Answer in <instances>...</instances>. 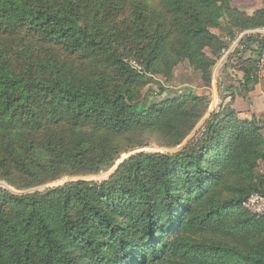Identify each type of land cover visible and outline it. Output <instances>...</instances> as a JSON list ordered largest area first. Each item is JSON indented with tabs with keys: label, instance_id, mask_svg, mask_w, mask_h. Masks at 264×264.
Here are the masks:
<instances>
[{
	"label": "trees",
	"instance_id": "trees-1",
	"mask_svg": "<svg viewBox=\"0 0 264 264\" xmlns=\"http://www.w3.org/2000/svg\"><path fill=\"white\" fill-rule=\"evenodd\" d=\"M232 1L0 0V264H264V216L243 205L264 195V123L232 92L208 112V91L142 90L183 61L210 89L230 47L215 30L264 27ZM263 42L229 53L244 97Z\"/></svg>",
	"mask_w": 264,
	"mask_h": 264
},
{
	"label": "rangeland",
	"instance_id": "rangeland-1",
	"mask_svg": "<svg viewBox=\"0 0 264 264\" xmlns=\"http://www.w3.org/2000/svg\"><path fill=\"white\" fill-rule=\"evenodd\" d=\"M231 5L236 7L240 11H244L250 14L254 10L264 7V0H233L231 2ZM233 31L240 30L233 29ZM215 33L219 36L220 39L228 34L224 29L222 31L215 30ZM261 46L262 47H259L257 43L252 44L251 50L248 51L245 56L256 58L260 48H262L264 51V42ZM205 52L207 55L212 56L208 49H206ZM229 57L230 54L226 55L225 51L223 52L222 56L217 60L210 89L204 86L200 74L197 73L193 68H191L187 61H183L173 68V79L170 82H166L164 78L160 75H153L151 78L152 80L149 81V83L142 90L146 93V95H149L150 98L157 101L170 97L180 96L186 91H193L198 95L208 91L211 96V102L209 105L208 112H211L214 108H218L217 104H219L220 102V99H218L215 89L223 92H232L234 96L232 98L228 97L223 99V103L226 104L227 102H229L230 106L236 112H238V114H243L242 116L246 115L247 118L243 117L246 120H250L252 118V115H255V118L257 120L259 119L263 124L264 82L258 81L257 84L248 93L247 97H244L238 84V76L241 75V71L239 70V65L236 64L237 59L234 56H231L230 58ZM129 61L133 60L130 59ZM222 62L224 63L222 64ZM226 62H228V66H226ZM140 70H142V68H140ZM160 85L164 87L163 90H161ZM201 122L202 120L196 125V127L194 128V132L201 125ZM194 132H192L191 134H193ZM262 134L264 135V125L262 129ZM181 145H179L178 147H180ZM178 147L167 148L161 147L157 144H153L147 148H143V150L168 152L174 151ZM127 156L128 154L124 155L122 158H125ZM260 170L264 174V169L262 167H260ZM110 172L111 169L96 176L85 177V179L100 181L108 177L111 174ZM63 181L64 179L58 180L54 184H59ZM0 185L11 189L8 185L4 183H0Z\"/></svg>",
	"mask_w": 264,
	"mask_h": 264
},
{
	"label": "built area",
	"instance_id": "built-area-1",
	"mask_svg": "<svg viewBox=\"0 0 264 264\" xmlns=\"http://www.w3.org/2000/svg\"><path fill=\"white\" fill-rule=\"evenodd\" d=\"M249 34H261L264 35V27L256 28V29H249L243 31H234L233 36L225 35L221 39L230 43L229 49L226 51V55L231 52L234 46L238 43V41L245 35ZM130 64L135 67L137 70L139 67L134 61H130ZM141 71V70H140ZM255 76L257 77L258 81L264 82V55L259 56L256 58V71ZM244 208L248 211L264 216V195L260 193H253L251 194L248 199L244 202Z\"/></svg>",
	"mask_w": 264,
	"mask_h": 264
},
{
	"label": "water",
	"instance_id": "water-1",
	"mask_svg": "<svg viewBox=\"0 0 264 264\" xmlns=\"http://www.w3.org/2000/svg\"><path fill=\"white\" fill-rule=\"evenodd\" d=\"M122 159H124V158H122ZM122 159L119 160V161L116 163V165H115L114 167L111 168V172H110V173H112V172L115 170V168L119 165V163L122 161Z\"/></svg>",
	"mask_w": 264,
	"mask_h": 264
},
{
	"label": "crops",
	"instance_id": "crops-1",
	"mask_svg": "<svg viewBox=\"0 0 264 264\" xmlns=\"http://www.w3.org/2000/svg\"><path fill=\"white\" fill-rule=\"evenodd\" d=\"M238 115H239L240 118L246 117V115L242 116L243 114H238Z\"/></svg>",
	"mask_w": 264,
	"mask_h": 264
}]
</instances>
